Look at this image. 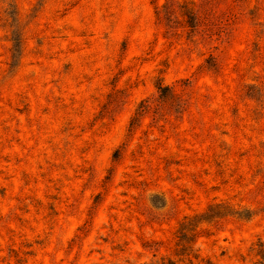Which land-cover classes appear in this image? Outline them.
I'll return each instance as SVG.
<instances>
[{"label":"rangeland","instance_id":"374dc122","mask_svg":"<svg viewBox=\"0 0 264 264\" xmlns=\"http://www.w3.org/2000/svg\"><path fill=\"white\" fill-rule=\"evenodd\" d=\"M168 261L264 264V0H0V264Z\"/></svg>","mask_w":264,"mask_h":264},{"label":"trees","instance_id":"16d2710c","mask_svg":"<svg viewBox=\"0 0 264 264\" xmlns=\"http://www.w3.org/2000/svg\"><path fill=\"white\" fill-rule=\"evenodd\" d=\"M158 89L161 91V94H160L161 97H164L165 96L164 91L166 90V88L158 87ZM182 231L184 232L183 238H185V237L188 238V236H186V233L188 232V229L185 226H183L182 227ZM184 248H186V246H184ZM206 263L209 264V262H207V261H206ZM164 264H175V263L171 262V261H168V262H166Z\"/></svg>","mask_w":264,"mask_h":264}]
</instances>
